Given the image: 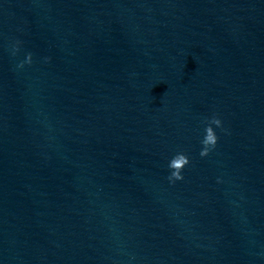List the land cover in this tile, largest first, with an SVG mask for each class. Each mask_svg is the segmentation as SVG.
Instances as JSON below:
<instances>
[{
	"label": "water",
	"instance_id": "obj_1",
	"mask_svg": "<svg viewBox=\"0 0 264 264\" xmlns=\"http://www.w3.org/2000/svg\"><path fill=\"white\" fill-rule=\"evenodd\" d=\"M0 264H264V0H0Z\"/></svg>",
	"mask_w": 264,
	"mask_h": 264
}]
</instances>
